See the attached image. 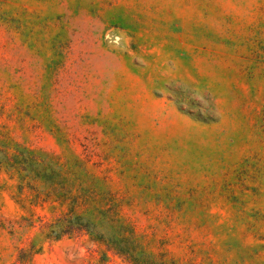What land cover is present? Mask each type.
<instances>
[{"label":"rangeland","instance_id":"1","mask_svg":"<svg viewBox=\"0 0 264 264\" xmlns=\"http://www.w3.org/2000/svg\"><path fill=\"white\" fill-rule=\"evenodd\" d=\"M52 158L173 264H264V0H0V155ZM0 166V264H128Z\"/></svg>","mask_w":264,"mask_h":264},{"label":"trees","instance_id":"2","mask_svg":"<svg viewBox=\"0 0 264 264\" xmlns=\"http://www.w3.org/2000/svg\"><path fill=\"white\" fill-rule=\"evenodd\" d=\"M4 164L17 171L37 197L43 195L64 206L62 212L44 223L48 237L88 235L128 264H173L164 254L150 251L136 230L121 219L113 197L108 195L102 205L97 193L63 174L52 158L45 161L28 153L10 156L4 152L0 155V166ZM33 253L31 245L19 247L16 261L32 264Z\"/></svg>","mask_w":264,"mask_h":264}]
</instances>
